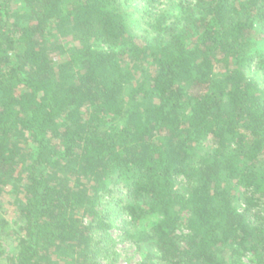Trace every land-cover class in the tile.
Returning a JSON list of instances; mask_svg holds the SVG:
<instances>
[{"label": "trees", "instance_id": "trees-1", "mask_svg": "<svg viewBox=\"0 0 264 264\" xmlns=\"http://www.w3.org/2000/svg\"><path fill=\"white\" fill-rule=\"evenodd\" d=\"M127 3L0 0L4 264H101L114 215L141 264H264V0Z\"/></svg>", "mask_w": 264, "mask_h": 264}, {"label": "rangeland", "instance_id": "rangeland-1", "mask_svg": "<svg viewBox=\"0 0 264 264\" xmlns=\"http://www.w3.org/2000/svg\"><path fill=\"white\" fill-rule=\"evenodd\" d=\"M165 0H159V3L155 5V9L149 8L146 4V0H128L127 11L129 13L130 27L129 31L131 34L141 35L144 32L149 31L150 14L155 10L160 9ZM18 25H24L26 20L15 18ZM51 37L50 42L44 49L52 52L53 54H61L63 46L59 43V37L56 35L54 30L50 31ZM264 53V44H259ZM257 80L261 84L264 82V76L260 73L257 74ZM20 198V183H13L6 187V192L3 197L0 198V210L1 219L4 222H8L1 231L2 240V256H0V264H4V261L14 254L17 249V240L14 237L15 228L13 222L17 220V207ZM114 212V211H113ZM111 228L108 232L107 242V253H102L99 257L101 264H141V258L138 249L135 244L127 241L122 236L121 222L122 218L118 216H111ZM105 242V243H106ZM104 246V245H103ZM250 256L243 257V263L248 264Z\"/></svg>", "mask_w": 264, "mask_h": 264}]
</instances>
